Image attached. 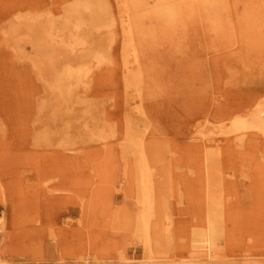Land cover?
Listing matches in <instances>:
<instances>
[{
	"label": "rangeland",
	"instance_id": "1",
	"mask_svg": "<svg viewBox=\"0 0 264 264\" xmlns=\"http://www.w3.org/2000/svg\"><path fill=\"white\" fill-rule=\"evenodd\" d=\"M262 114L264 0H0V264H264Z\"/></svg>",
	"mask_w": 264,
	"mask_h": 264
},
{
	"label": "bare ground",
	"instance_id": "2",
	"mask_svg": "<svg viewBox=\"0 0 264 264\" xmlns=\"http://www.w3.org/2000/svg\"><path fill=\"white\" fill-rule=\"evenodd\" d=\"M259 114H260V113H259ZM262 115H263V116H261V117H262V120H263V119H264V114H262ZM263 121H264V120H263ZM146 212H147V211H146ZM203 235H204L205 238H206V239H204V237H203V239L206 240V243L210 244V240H209L210 237H209V234L204 233ZM207 241H208V242H207Z\"/></svg>",
	"mask_w": 264,
	"mask_h": 264
}]
</instances>
